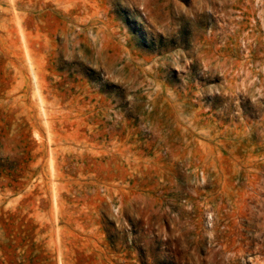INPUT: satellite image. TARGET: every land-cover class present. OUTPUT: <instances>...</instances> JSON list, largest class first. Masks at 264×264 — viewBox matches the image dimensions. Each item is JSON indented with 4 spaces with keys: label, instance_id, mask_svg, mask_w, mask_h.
<instances>
[{
    "label": "rangeland",
    "instance_id": "rangeland-1",
    "mask_svg": "<svg viewBox=\"0 0 264 264\" xmlns=\"http://www.w3.org/2000/svg\"><path fill=\"white\" fill-rule=\"evenodd\" d=\"M0 264H264V0H0Z\"/></svg>",
    "mask_w": 264,
    "mask_h": 264
}]
</instances>
